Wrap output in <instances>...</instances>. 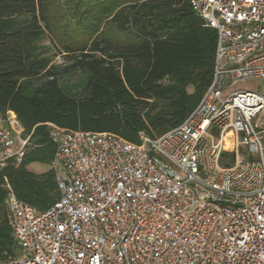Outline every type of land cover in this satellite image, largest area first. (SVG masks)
Masks as SVG:
<instances>
[{"label":"built area","instance_id":"built-area-1","mask_svg":"<svg viewBox=\"0 0 264 264\" xmlns=\"http://www.w3.org/2000/svg\"><path fill=\"white\" fill-rule=\"evenodd\" d=\"M188 3L217 34L198 106L140 144L46 124L60 198L38 212L9 193L18 256L0 264H264V0ZM23 133L0 117V170Z\"/></svg>","mask_w":264,"mask_h":264},{"label":"trees","instance_id":"trees-1","mask_svg":"<svg viewBox=\"0 0 264 264\" xmlns=\"http://www.w3.org/2000/svg\"><path fill=\"white\" fill-rule=\"evenodd\" d=\"M216 40L188 0H0V117L13 114L29 138L0 170V262L18 256L9 193L38 212L60 198L46 124L133 144L159 137L211 85Z\"/></svg>","mask_w":264,"mask_h":264},{"label":"crops","instance_id":"crops-1","mask_svg":"<svg viewBox=\"0 0 264 264\" xmlns=\"http://www.w3.org/2000/svg\"><path fill=\"white\" fill-rule=\"evenodd\" d=\"M43 166L45 167L47 165H43L39 163H31L27 166V169L33 173L40 174V173L45 172L48 169V166L47 168H44Z\"/></svg>","mask_w":264,"mask_h":264},{"label":"rangeland","instance_id":"rangeland-1","mask_svg":"<svg viewBox=\"0 0 264 264\" xmlns=\"http://www.w3.org/2000/svg\"><path fill=\"white\" fill-rule=\"evenodd\" d=\"M56 61L57 62H60L61 61V57L60 56H57L56 57ZM254 87L255 88H259L260 87L259 84H258V82H246V83L240 85L238 88L243 89V90H249V89H252ZM215 141H216V139H215ZM44 168H47V166H45Z\"/></svg>","mask_w":264,"mask_h":264},{"label":"bare ground","instance_id":"bare-ground-1","mask_svg":"<svg viewBox=\"0 0 264 264\" xmlns=\"http://www.w3.org/2000/svg\"><path fill=\"white\" fill-rule=\"evenodd\" d=\"M227 144L229 145L228 141H227Z\"/></svg>","mask_w":264,"mask_h":264}]
</instances>
